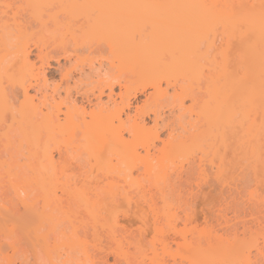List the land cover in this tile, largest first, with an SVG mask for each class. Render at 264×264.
I'll return each instance as SVG.
<instances>
[{
	"label": "bare ground",
	"instance_id": "obj_1",
	"mask_svg": "<svg viewBox=\"0 0 264 264\" xmlns=\"http://www.w3.org/2000/svg\"><path fill=\"white\" fill-rule=\"evenodd\" d=\"M20 1L19 3L21 6L23 3L33 11V13L31 11L32 15L36 14L33 15V17H36L38 14L42 16L40 15L41 12L43 13L49 10V14L45 13V15L48 14V18L55 22V25L52 24L55 28L60 26L62 29V27L65 26V28L69 30L70 28L66 27L67 23L69 24L70 21H74L73 25L75 24V27L73 26L74 29L72 31L77 32L78 30L76 34L79 33V35L75 36L72 34L75 39L78 38V40H75L70 36L71 33L74 32H70V30L69 32L65 31L70 33V37H67V35L66 37L69 39L72 37V41H74L71 42L74 46V48L71 46V50H69L70 48L66 45H61L64 42H61V44L58 42V45H56L57 47L60 46V49L54 47L55 45H51L52 48L54 47L57 49L58 54H55L53 51L50 52V49L49 52H45V49L43 51L38 48L37 59L39 61H35H38V63L40 62V64L37 65L30 62V53L27 50L28 48H26L27 39L22 38L26 37V33L31 35L32 32H26L27 30L25 31V29L23 32L22 25L19 23L21 29H15L13 26L12 28L17 31H15L13 35L12 31H10L11 29H8L9 26L7 27L5 22L0 25V28L2 27L0 30L1 146H13V143H16V148L19 150L24 144V147H29L27 150H32L39 145L41 147L43 145L42 142L44 143V140L40 137L42 135H39L40 133L43 134V132L40 131L45 132V137L43 136V139H45V142L47 141L49 143L53 140V135L56 133L70 132L73 134L82 130L86 131V134H91L92 136V138L87 139V144L98 146L100 141L97 140V137L103 134L107 136V140L104 141V143L114 146V117L117 116L119 118L120 114L124 113V110L130 111V101L135 99L138 93L144 91L146 86L134 89L133 95L127 99L126 103L122 104L121 108L114 110V74L110 75L109 72L111 71L108 72L105 70V72H102L103 74H100V69H102V64H99L100 62L96 63L98 65L97 68L88 66L90 67L88 74H84L82 70H78L77 72L75 68H67L68 70L64 68L66 72L63 74L59 72L60 76L62 75V80H68L74 71L79 73L80 76H86L88 79H95L91 81V84L93 82L95 86L92 85V88V86L87 83L91 90L87 89L82 93L78 91L77 88L71 89L69 88L70 85H64L65 88L63 87L64 90H62V95L60 93L62 89H60V82L58 84H52L53 86L50 84L51 87L46 79L44 70H46L45 67H51L48 61L54 60L57 69L60 71L62 67L59 60L63 59L64 62H66L70 61V58L81 55L80 53L78 54V52L85 49L81 47L85 45V42L89 45V40L92 39L99 40H95L98 41L96 44L103 42V48L106 49L104 50L102 47L99 48L97 46L99 49L97 48V52H95L96 55L94 54L96 58L97 53L101 55L103 51V53H105L107 50L108 56L110 53V56H112V54L114 56V6L152 5L158 7V9L153 12L154 15H156L154 16L155 20L151 22L154 27V37L159 46L156 50L149 51L146 54V62L149 66L148 72L152 66V57L154 56L157 60V67H159V69L157 68V70H159L157 78L160 79V81H165L166 84H169L173 79L175 82H181L178 81V79H180L186 81L185 84H188L190 81L197 80L200 75H204V84L202 80L201 83L203 87L199 85L201 88L198 90H201L198 92V95L194 94V90L192 89H190V94H193L191 97L193 98L192 107L198 108V119L208 122L210 131L212 129L214 130H212L214 132L212 135L213 142L211 141V145H208L212 152L208 151V148H205L208 151H203L205 155L211 153L217 155L216 152L220 150H218V148L216 149V147L222 146L221 148H223V150L221 152L223 153L224 151V153H219L218 172L222 173L225 171L226 168L224 166L228 165H225V151L227 148L226 138L227 135L234 132V128L232 127H237V129L240 128L244 137L242 138L244 140L241 141L242 143H239V146L242 144L244 149V147L246 148L249 144V147L247 146V148L243 150L247 151H245L246 156L254 158V161L258 159V156L260 158L257 152L260 153L261 150L259 151L257 148H262L259 144H262L264 140V138H262L264 137V0ZM12 3V0H0V13H4L5 11H3V9H7ZM14 6L17 8L18 5ZM14 6L12 7L15 8ZM15 13L16 12H13V14ZM15 16H17V14H15ZM62 18L66 21V25ZM47 20L49 21V19ZM75 21H78L79 24H76L78 22ZM15 22L16 21L13 23L17 25L18 23ZM71 23L72 22H70V24ZM75 28L77 29L75 30ZM59 29L60 28H58V30ZM48 30H50L49 27ZM60 35H62V32ZM63 39L61 38L62 41ZM38 42L36 41L35 43L38 44ZM77 42H79V44ZM100 45L102 46V44ZM45 46L46 45H44V47ZM87 49L89 48L87 47ZM82 56L86 55L83 54ZM88 57L89 55L84 58L88 59V62L91 63L92 59ZM96 58H94V60ZM45 59L46 61L44 62ZM74 66L76 67V65ZM157 82L159 81L156 79V82H153L154 84L151 86H158ZM77 83H79V81ZM73 84L75 83L73 82ZM117 85L121 87L119 82H117ZM75 86L77 87L78 85ZM181 86H184V83ZM70 87H73V85ZM183 89L184 87H182L181 92L183 91L184 94L186 91L188 95L190 90L187 91V89ZM30 91L34 92L35 95L30 94ZM72 91L74 96L72 95ZM190 94L186 96V99ZM195 95H197V97H195ZM78 98L80 101L77 100ZM188 100H191L190 97ZM91 107L96 111L94 109V111H88ZM137 111L138 108H136V112ZM238 116L239 120L237 119V122L235 118ZM127 118H129L128 115ZM158 118L159 116L156 117L155 120L153 119L155 122L154 125L158 123ZM141 122H143V120ZM141 122L138 123L141 124ZM138 123L134 124L136 129L140 128ZM229 130L230 132L227 133ZM259 137L263 140H258L260 139ZM260 141L262 143H260ZM160 142L163 143V146L161 149L155 150L158 152L157 156L154 158L156 164H161L164 161L169 162L170 159L168 158L172 155L170 153L169 142ZM252 142L254 144H252ZM44 145L46 146V144ZM44 145L42 148H44ZM8 146L6 147L8 148ZM167 146L169 149H167ZM16 148L15 151H17ZM44 156L46 159L43 158V161H52V159L47 158L46 155ZM10 157L12 159L13 156L10 155ZM258 160L256 161L257 164L259 163ZM262 160L264 159H261V161L259 160L261 162L259 164L263 163ZM28 163L27 165L30 166L31 163ZM23 165L26 166L24 163ZM23 165L21 166L23 167ZM32 166L33 165H31V167ZM44 166L39 168L42 169L41 173L43 174L44 171L47 170L45 169L46 164ZM31 167L30 169L33 170L32 173H34V167ZM262 167H264V163ZM262 167L259 165V168L262 169ZM24 175L25 173L18 174L12 184L15 196L24 207V211L16 217V226L18 229L24 230L33 227L35 224H40L43 225V227L41 226L42 229L46 223L49 224L51 229H56L61 221L66 222L65 228L68 229V234L66 232L67 236L64 234L65 232L60 233V237L63 238V240L66 238L64 243L63 241L60 242V244L64 245H62L64 251L59 252L61 249L58 251L59 247H56L58 245L55 244L58 242V240L56 242L57 237L54 240V246H52L51 243L52 248L50 246L48 247L49 244L45 246L42 244L44 247L39 245V250L40 246L43 247L40 252H37L38 245H36V243L39 240L40 243L44 235L41 236V234H37L39 239L36 238L38 241L35 243H32L33 240L31 242H26L28 244L32 243V246L35 247H32L31 244H27V246H30V249H27L29 247L26 246V248L25 245L21 244L22 240H20L21 243H19L15 241L13 237H11L13 244L5 246L6 241L9 240L10 237L9 239L6 238L7 240H3L2 238L4 242H0V264H264V262L261 261L262 257L264 258V251L260 246V241L264 243V228L259 226V219L257 220V217L254 216L256 213L247 212L249 215L245 213V215L242 216L239 211V213L237 211V213L231 212L234 215L232 217L233 219L229 217L228 219H232L234 221L232 222L233 224L225 222V233L219 236L216 235L213 239L209 236H205L207 237L206 241H203L199 232H196V236L191 235L189 239L186 238L185 235L182 236V232L186 229L185 226L193 222L196 223L195 221H197L198 215L193 212H191L192 214L185 213V215L180 217L175 215V213L174 215H170L155 210L156 213H152L151 216V222H153H150L149 225L145 224L149 222L150 218L147 213L130 212V214L127 213V215L125 213L123 216H126L127 219L125 220L128 226H131L132 220H137L145 224V227L150 226L152 228L153 235L151 239L148 240L145 229L133 231L136 233H132L130 229L129 233L127 228L119 227L120 231L117 226L116 218H114V213L112 212L85 210L56 214L53 210L37 211L34 206V201L31 200L35 188L44 193V203L48 206L52 201L51 196L54 195L52 190L54 182L49 177L46 178L47 176H44L45 178L35 179L34 174L32 176ZM7 211L11 212V210ZM0 212L3 213L4 216L6 215L4 211L1 210ZM242 213L244 214V212ZM209 214L210 215H205L203 213V217L201 218L207 223V226L209 221H213L212 219L216 220L217 218L215 214L214 217L216 218H213V213ZM221 214L222 213H220L221 218L224 216L223 214L226 215V213ZM7 218L5 220L6 222H13L12 217L10 218V216H7ZM180 218H182L185 228H183L182 231L180 229L178 231L175 226V223L179 221ZM224 219L227 218L224 217ZM216 221L210 222L212 224L211 229H213V225ZM220 222H222V220ZM220 222L218 225L221 224ZM222 224H224V222H222ZM40 225L36 228L40 229ZM196 226L197 225H194L193 229H188L190 231L196 230ZM2 227H4L3 230L7 228L5 223ZM222 227L224 228V226ZM1 228L0 231L2 230ZM220 228L219 230H222ZM126 232H128V234ZM190 233H192V231ZM12 235L13 234H10L9 236ZM158 235L161 237L158 238ZM46 236H44V239H47ZM177 236H182L180 237V241L176 240ZM61 238H59V240ZM7 250L11 251V253L7 254ZM51 250L53 251L51 252Z\"/></svg>",
	"mask_w": 264,
	"mask_h": 264
},
{
	"label": "rangeland",
	"instance_id": "obj_2",
	"mask_svg": "<svg viewBox=\"0 0 264 264\" xmlns=\"http://www.w3.org/2000/svg\"><path fill=\"white\" fill-rule=\"evenodd\" d=\"M19 1L20 0H12L13 3L11 6L7 9H3V11L6 13H0V25L5 22L7 27L9 26L8 29H11L10 31H12L13 35L16 31L15 29L20 28L21 25L23 32L24 29L25 31L27 30L26 32H32L31 35H28L29 33L25 32L27 34L25 35L27 38L22 37L23 39H27V41H24H26V48H28L27 50L30 53V62H33L37 65L40 64V62L38 63L39 60L37 59V54L39 51L37 50L38 48L43 51L45 49V52H49L50 49V52L53 51L55 54H58L57 49H60V46H56L58 45V42H60L59 44L64 42L61 45H66L68 48H70L69 50H71V46H73V43L71 44V42H74L72 41V37L74 35H79V33L76 34L78 30L77 32L72 31L75 27V24L73 25L74 21H70L72 23L70 24L69 22V24L67 23L66 25V21L62 18L66 27L70 28V32H74L70 35V33L65 32H69L65 26L62 27V29L60 26L57 28L53 27L55 22L48 18L49 10H46L43 13L41 12L42 14L40 13V15L42 16H39L38 14L36 17H33V15L36 14L32 15L33 11L30 10L29 7H26V5L23 3L21 6ZM14 5H18L17 8ZM156 9H158V7L152 5L114 6L113 58L110 56L111 53L108 56L107 50L105 53H103L104 51L102 52L104 55L101 53L102 56L100 54L98 55L97 53V58H99L97 59L94 54L96 55L95 52H97L98 47L103 48L104 45L103 42L96 44L99 40L92 39L89 40V45L86 42L84 43L90 50L87 49L85 45L81 47L85 49H81L82 51L80 50L81 52H78V54H81L78 55L79 58L78 56H72L73 58H70V61L66 62H64L63 59H60V65L62 67L60 71L57 69L54 60L48 61L51 67L44 66L46 68L44 71L46 73V79L48 80L49 85L54 83L58 84L60 82V89L62 88L60 93L63 95L62 90H64L66 85H73V87L69 86V88H77V90L81 93L87 89L91 90L90 86L93 85V82L91 84V81L95 79H88L86 76H80L77 72L78 70H82L84 74H88L90 69L88 66L97 68L98 65L96 63L100 62L99 64H102V69H100L101 71L99 70L100 74L105 71H111L109 72L110 75L114 74V110L121 108L122 104L126 103L127 99L133 95L134 89L144 86L146 87L144 91L137 94L135 99L130 101V111L124 110V113H121L119 118L117 116L114 117V146L104 143V141L107 140V136L103 134L97 137V140L100 141L98 146H91L89 143L87 144V139L92 138V136L91 134H86V131L83 130L77 131L73 134L70 132L56 133L53 135V140L49 143L47 141L45 142V139H43L45 132L40 131L43 132V134L40 133L39 135H42L40 137H42V140H44V143L42 141L41 142L43 145L46 144V146L44 145V148H42L43 145L41 147L39 145L38 147H35L36 150L35 148L32 150H27L29 147H24V144L23 147L21 149L19 148L18 150L16 148L17 146L15 145L16 143L13 142H11L14 144L13 146L5 145L4 147L2 145V147L0 145V211H4L7 216L13 218V222H6L5 220L7 216L5 215V218L3 213L0 212V228L4 226V223L7 227L6 230H3L4 227L1 228L2 230L0 233H2L0 236H2L0 238V242L2 241V238L5 240L6 238L9 239L10 237L9 240L6 239L7 241L5 246L13 244L11 239V237H13V239L19 243H21L20 240H22L21 244L25 245L26 247L28 244L26 242H31L33 240L32 243H35L38 241L37 239H39L37 234H41V236L47 235L46 237L48 240L44 239L43 236L41 241L42 243H39L40 240L36 243V245H38V251L36 250L37 252H40L41 248H43L45 245L49 244L48 247H51L52 243V246H54L53 244L56 237V242L57 240L58 242L55 244L58 246H55L59 247V249L57 248L58 251L61 249L59 252L64 251V245L60 244V242L63 241L64 243L66 238L63 240V238L60 237V233L65 232L64 234H66L68 230L65 228L66 222L61 221L60 224H58L60 226L57 225V228L55 227L56 229H51L49 224L46 223L42 229L41 226L43 227V225L40 224H35L33 227L24 230L18 229L16 226V217L18 214H21L22 211H24V207L15 196L12 184L14 183V179L17 178V175L22 173H25V175L28 176H32L34 174L35 179H41L45 178L44 176H47L46 178L49 177L54 182L52 188L54 195L51 196L52 201L48 206L44 203V193L41 190L35 188L31 200L34 201V206L37 211L53 210L56 214L85 210L112 212L114 213V218H116L118 228L125 227V229L127 228L129 230V233L130 229L132 233H136L133 231L139 229H145L148 240L151 239L153 231L151 230L152 228L150 226L145 227L144 225H149L151 222L152 213H156V211L164 212L170 215H174L175 213V215L180 217L185 215V213L192 214L191 212H193L194 214H197L198 218L197 221H195L196 223L193 222L192 224L185 226L186 229L184 228L182 218H180V220L178 219L179 221L177 222L175 221L176 229H178V231L179 229L182 231L184 228L186 233L185 231L182 232V236L185 235V237L188 239L191 237V235L196 236V232L201 234L203 241H206L208 236L213 239L214 236H219L225 233V222L233 224L232 222L234 221L232 220V217L234 215L232 213H237L238 211L240 214H242V216L245 215V213L247 215H249V213H256L254 216L257 217V220L259 219V226L264 228V167H262L264 160H262V164H259L261 163V159H264V140L260 137V139H258L261 141L263 140V143L260 141L262 144H259L258 142L262 148H257L259 151L261 150L260 153L257 152L260 155V158L258 156L260 161L256 158L259 162L257 164L256 159V161H254V158L246 156V150L243 151L249 144L246 146V148L244 147V149L242 144L239 146V143H242L241 141L244 140L242 139L244 137L240 128H238L240 130L239 131L237 127H232L234 128V132H231L233 134L230 133L226 138L227 148L225 151V165H228L224 166L226 168L225 171L222 173L218 172L219 153H222L221 151L223 148H221L222 146L216 147V149L218 148V150H220L216 152L217 155H213L212 153L205 155V151H211L209 146L213 142L212 135L214 134V130L212 129L213 131H210L208 122L198 119V108L192 107L193 98L191 97L193 94H190V89H192L194 90L193 93L198 95V92L201 90L198 89L201 88L202 83L204 82V75L202 74L203 78L200 75L201 77L199 76L197 80L190 81L188 84H185L186 81L178 79V81H181L182 84L184 83V86H181V82H175L174 79L169 84H166L165 81H160V79L157 78L159 74V70H157V68L159 69V67H157V60L154 56L152 57V66L148 72L149 66L146 62V54L149 51L156 50L159 46L156 38L154 37V27L151 22L155 20L154 16L156 15H154L153 12ZM13 12H16L15 14H17V16H15ZM18 13L21 15L19 16ZM45 13L48 14L45 15ZM47 19H49V21ZM14 21L18 23L17 25H19V23L21 25H15L13 23ZM44 24L49 25L45 26ZM76 24H79V22ZM13 26L15 29L12 28ZM48 27L50 30H48ZM58 28L60 29L58 30ZM1 29L2 27L0 30ZM76 29L77 28H75V30ZM55 30L57 31V34ZM61 32L62 35H60ZM66 35L67 37H72L69 39L66 37ZM61 38H64L63 41ZM73 38L75 39V37ZM76 39L78 40V38ZM36 41H39L38 44L35 43ZM77 43L79 44V42ZM43 44L46 46L44 47ZM100 44H102V46ZM51 45H55L54 47L57 49L53 47L55 49L54 51ZM72 48H74V46ZM91 49L94 53L91 51ZM103 49L106 50L105 48ZM83 54L86 56H82ZM88 55V58L92 59V61L89 60L91 63L88 62V59H85ZM94 58H96L95 60L97 61H95ZM35 60L38 61L36 62ZM45 61L46 59L44 62ZM74 65H76V67ZM64 68H66V70L75 68L77 72H72V75L68 80H62V75L60 76V74L66 72ZM156 79L159 81L157 82L158 86L152 87L151 85L156 82ZM78 81L79 83H77ZM73 82L75 84H73ZM117 82H119L121 87L117 85ZM75 85H78L79 87H76ZM182 87L187 89V91L190 90L188 93L190 94L189 97L191 100H188L189 97L186 99V96L189 95H187L186 91L184 93L186 95L183 94V91L181 92ZM73 91L72 95L74 94ZM30 94L33 95L34 92L30 91ZM197 95H195V97H197ZM77 100L80 101L79 98ZM136 108H138L137 112ZM93 109L94 108L91 107L88 111H94L95 109ZM127 115L129 118H127ZM154 115H157L156 117L159 116L157 121L158 123L156 125H154L155 122L153 121V119H156ZM235 119L238 122L239 116ZM140 120H143V122ZM138 122H141V124ZM135 123L139 124V129H136L134 126ZM229 132L230 130L227 133ZM160 141L165 143L169 142L168 144L170 145V153L172 155H170V158H168L170 159L169 162L164 161L161 164H156L154 158L157 156L158 152L155 150L161 149L163 146V143ZM252 144L254 143L252 142ZM6 146H8V148ZM15 148L17 151H15ZM205 148H208V151ZM167 149H169L168 146ZM9 154L14 158L12 157L11 159ZM44 155H46L47 158L52 159L53 162L51 160H49L50 162H47L46 160V162L43 161V158H45ZM28 162H30L33 166L31 167V165H27L29 164ZM23 163L26 164L27 168L23 165ZM45 164V169L47 170L44 171L43 174L41 173L42 169L39 168H42V166ZM21 165H23V167ZM259 165L262 167V169L259 168ZM30 167H34V173H32L33 170H31ZM7 210H11V212H8ZM241 211L244 212V214ZM130 212L147 213V215L150 216L149 222L143 224L141 221L139 222L137 220H132V227L128 226V223L125 220L127 218L123 215L125 213L126 215L127 213L130 214ZM203 213L205 215H210L209 213H213V218H216L214 217V214L217 216V221L215 219H212L213 221L208 220L209 223L216 221L213 225V229H211V223V225L208 223L207 226V223L201 219L203 217ZM220 213H226V215L223 214L224 216H222V218L224 219L225 217L228 219L229 217L232 218L230 219L231 221L229 219H224V221L221 218ZM219 220H222L224 224H222V222ZM218 221L221 224L218 225ZM39 225L40 229H37L36 227ZM194 225H197L196 230L194 229L195 232L194 230H191L192 233H190L191 231L188 228L193 229ZM222 226H224V228ZM219 228L222 230H219ZM126 233L128 234V232ZM10 234L13 235L9 236ZM182 236H177L178 238L176 237V240L180 241V237ZM58 237L62 240L60 239V241ZM160 237L161 236L158 235V238ZM14 240L13 242L15 244ZM3 242L4 241L1 243ZM32 243H29L28 245L31 244L32 246ZM39 245L43 246H40V250L38 249ZM260 246L264 251V243L262 241H260ZM27 247V249H30V246ZM52 251L53 250H51V252ZM6 253L10 254L11 251L7 250ZM261 261L264 262L263 257Z\"/></svg>",
	"mask_w": 264,
	"mask_h": 264
}]
</instances>
